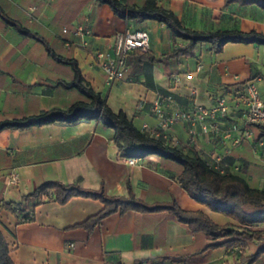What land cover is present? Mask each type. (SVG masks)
Wrapping results in <instances>:
<instances>
[{
  "label": "crops",
  "instance_id": "0c3cea01",
  "mask_svg": "<svg viewBox=\"0 0 264 264\" xmlns=\"http://www.w3.org/2000/svg\"><path fill=\"white\" fill-rule=\"evenodd\" d=\"M120 1L139 7L146 0ZM156 2L188 30L264 34V10L256 6H226L224 0ZM77 25L84 26L88 34L62 33ZM137 30L150 37L147 56L154 61L129 55L128 80L106 87L91 52L106 51L117 35ZM82 41L87 43L85 48ZM185 44L182 39L173 40L164 23L124 21L95 0H0V123L52 109L66 110L84 99L76 88L66 85L74 76L66 60L75 63L86 87L101 95L113 112L123 111L136 129L144 123L156 124L149 107L156 94H171L182 107L189 108L193 101L207 107L221 96L231 101L243 83L256 79L264 99V45L227 43L215 54L208 44H198L191 57L166 58ZM192 89L196 91L193 96ZM236 123L243 122L231 111L226 124ZM168 134L185 153L196 152L187 145L183 124ZM113 138V130L95 120L0 130V232L13 264H234L264 246L262 238L245 250L212 247L221 240L212 241L202 232L190 233L165 212H117L88 232L78 225L98 214L99 201L72 197L61 205L28 197L40 185L54 182L81 190L101 189L111 198H126L131 192L148 205L174 201L181 210L201 212L219 227L240 230L236 220L192 200L181 189L178 164L153 154L130 165L127 157L120 156ZM254 141L234 147L231 141L222 143L221 137L198 136L196 145L206 155H220L238 169L233 174H240L251 187L262 188L264 147H255ZM12 173L18 180L7 185L5 179ZM3 203L12 205L14 211L5 209ZM27 215H33V220L22 222ZM255 229L264 231V226L251 230ZM251 264H264V253Z\"/></svg>",
  "mask_w": 264,
  "mask_h": 264
},
{
  "label": "trees",
  "instance_id": "16d2710c",
  "mask_svg": "<svg viewBox=\"0 0 264 264\" xmlns=\"http://www.w3.org/2000/svg\"><path fill=\"white\" fill-rule=\"evenodd\" d=\"M97 4H106L117 18L124 21H147L153 20L164 23L173 40L182 39L186 44L178 47L176 51L169 53L166 58L177 59L179 57H191L193 48L198 44H208L210 52L219 54L227 43L264 45V34L253 31L243 33L238 30L215 32H197L184 28L180 21L170 11L160 7L156 0H146L139 7H128L120 0H95ZM231 3L245 7L256 6L264 10V0H224V5ZM139 58L147 63L153 62L148 53L134 51ZM132 53V54H134ZM65 61V60H64ZM63 61V62H64ZM74 70V76L68 87L76 88L85 98L74 102L66 110L52 109V111L35 117L24 118V120H10L0 123L3 129H24L31 126L43 124L62 123L75 124L80 120L98 121L107 128L113 130V139L121 157L144 158L157 155L164 160H170L181 167L177 180L181 189L186 191L190 198L200 204L208 206L211 210L222 213L237 221L240 230L219 227L201 212H189L179 208L174 201L167 204L148 205L138 200L133 193L124 197H108L101 189L97 191L81 190L72 185H64L59 182L45 183L35 189L28 197H36L40 200H53L63 205L72 197H85L102 204L98 214L84 220L78 227L91 232L99 226L101 220L114 213L124 214L134 211L137 214L165 212L170 214L177 222L185 225L190 233H206L213 241H221L211 245L220 247H239L245 250L255 240L264 238V231L251 230L257 226H264V188L251 187L240 174L226 173L220 175L209 168L198 153L187 154L181 148L170 147L136 129L128 120L126 114L115 113L110 109L104 98L83 84L80 70L71 60H66ZM257 139H264V127H254ZM2 206L10 212L14 211L12 205L3 203ZM33 215L22 218V222H30ZM264 253V246L257 249L256 253L248 258L242 257L234 264H249ZM0 264H13L9 255V247L0 232Z\"/></svg>",
  "mask_w": 264,
  "mask_h": 264
},
{
  "label": "built area",
  "instance_id": "2783aa9c",
  "mask_svg": "<svg viewBox=\"0 0 264 264\" xmlns=\"http://www.w3.org/2000/svg\"><path fill=\"white\" fill-rule=\"evenodd\" d=\"M62 33H71L75 37H83L88 34L87 29L77 25L73 30L63 29ZM68 47L69 43L66 44ZM85 48L87 43L81 42ZM150 37L145 31H133L119 34L115 37L112 47L106 51H92L91 56L94 64L103 74L105 86H111L115 82L128 80L127 73L129 66L127 60L134 51L148 53L150 50ZM200 67L196 69L199 71ZM191 78V76H187ZM256 79H250L243 83L240 90H237L231 101L226 97L216 99L214 105L203 106L195 101L189 108L178 105L171 94H156L150 103V115L155 119V125L144 123L140 131L147 136L167 144L170 147L179 148V142L168 134L172 127L183 124L188 135V146H193L196 153L200 155L206 165L220 175L237 172L223 161L220 155H206L196 145L198 136L221 137V141H231L232 146L237 147L243 141H254L255 133L253 127H264V99L261 98L259 89L256 86ZM196 93L192 89L191 96ZM237 113L242 120V125H227L226 121L231 113ZM255 147H264V142L254 141ZM180 149V148H179ZM127 163L134 165L135 158H127ZM16 174L5 179L7 185L16 184ZM264 188V187H262Z\"/></svg>",
  "mask_w": 264,
  "mask_h": 264
},
{
  "label": "rangeland",
  "instance_id": "374dc122",
  "mask_svg": "<svg viewBox=\"0 0 264 264\" xmlns=\"http://www.w3.org/2000/svg\"><path fill=\"white\" fill-rule=\"evenodd\" d=\"M252 130H253L254 132H256L254 127H253ZM254 139H255V141H257V135H256V137H255ZM261 171H264V168L260 169V172H261ZM262 176H264V175H262Z\"/></svg>",
  "mask_w": 264,
  "mask_h": 264
}]
</instances>
